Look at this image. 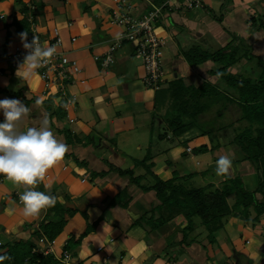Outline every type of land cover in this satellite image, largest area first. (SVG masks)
<instances>
[{"label":"crops","instance_id":"crops-1","mask_svg":"<svg viewBox=\"0 0 264 264\" xmlns=\"http://www.w3.org/2000/svg\"><path fill=\"white\" fill-rule=\"evenodd\" d=\"M128 1L139 16L159 4H175ZM202 4L194 10L167 9L156 23L165 47L163 83L153 90L143 83L145 70L135 44L117 47L108 66L95 60L104 56L121 32L111 20L109 0H0V100L18 99L31 108L22 130L38 127L47 115L57 139L68 146L63 161L48 170L37 188L47 192L44 185H50L58 202L36 218L23 216L19 202L23 189L0 176L2 244L33 240L45 255L54 254L59 260L67 252L69 264H264V213L258 215L255 207L235 209V201L229 203L233 213L211 237L198 216L192 217L194 226L188 229L186 211L169 210L157 197L158 181L176 179L189 187L188 179L204 180L209 175L211 180L199 188L222 189L224 178L239 177L247 191L264 201L257 192L261 172L244 160L233 145V134L216 132L215 149L211 135L195 128L174 136L166 111L156 108L157 93L167 98L178 79L186 86L210 82L225 89L217 75L225 67L223 62L196 63L206 53L223 52L232 75L252 80L261 75L264 0H202ZM15 19L26 20L32 37L35 34L42 43L58 36L61 49L77 62L80 72L68 87L76 102L68 112L58 86L46 84L37 73L27 80L16 76L22 62L11 56L26 49ZM203 145L208 151L199 152ZM223 149L232 157V169L217 180L215 162ZM61 220L62 232L49 241L45 225Z\"/></svg>","mask_w":264,"mask_h":264},{"label":"trees","instance_id":"trees-1","mask_svg":"<svg viewBox=\"0 0 264 264\" xmlns=\"http://www.w3.org/2000/svg\"><path fill=\"white\" fill-rule=\"evenodd\" d=\"M159 4V6L163 5ZM157 6V5H156ZM152 10V9H151ZM18 32H27L29 43L32 41V32L26 20L17 21ZM126 44V43H125ZM223 56V57H222ZM208 59L223 62L225 67L217 70L219 80L224 83V90L219 85L204 82L199 87L186 86L183 81L175 80L170 87L167 96L170 97V108L166 109V117L174 136H180L196 127L201 128L204 135H208L214 149L219 146L216 132L223 129H234L233 143L244 155V160H249L256 165L261 172V178L257 192L264 198V65L261 75L252 80L242 76L232 75L227 71L230 60L223 52L206 53L197 58L196 63ZM216 106V107H215ZM239 115L238 120H228L227 116ZM213 112L214 118L204 121L207 112ZM225 122V123H224ZM241 126V124H243ZM68 138V136H66ZM208 151V146L203 145L199 152ZM176 179L167 182L158 181L156 185L157 197L161 206L169 210L182 209L186 211V217L190 225L194 226L192 217L198 216L206 226L209 236L221 228L223 219L233 213V207L245 210L255 207L258 215L264 213V201L256 199V193L247 191L239 177L228 178L222 189L207 191L205 188L187 187L177 184ZM235 195V203L230 206L228 198ZM246 212V211H245ZM65 226L64 220L50 222L44 227V235L49 241L62 232ZM86 231L84 235L87 233ZM38 232H36L37 234ZM74 239L67 244L71 249ZM0 255H9L11 260L4 264H64L52 254L44 255L32 241H17L12 244L0 245Z\"/></svg>","mask_w":264,"mask_h":264},{"label":"clouds","instance_id":"clouds-1","mask_svg":"<svg viewBox=\"0 0 264 264\" xmlns=\"http://www.w3.org/2000/svg\"><path fill=\"white\" fill-rule=\"evenodd\" d=\"M27 54L18 66L16 76L27 80L36 71L51 62L57 53L56 45L41 42L34 34L28 42V33L19 34ZM40 100L36 101L39 105ZM3 121L0 122V176H4L14 187L22 188L19 202L23 206L25 218H36L43 210L55 207L58 198L50 192V185L44 187L49 191L37 190L49 169L63 161L68 146L57 139L51 130V121L47 115L39 121L38 127L21 129L23 121L30 115L31 108L18 99L0 100ZM232 157L221 155L215 162L218 176H227L232 169ZM9 255H0V264L11 260Z\"/></svg>","mask_w":264,"mask_h":264},{"label":"built area","instance_id":"built-area-1","mask_svg":"<svg viewBox=\"0 0 264 264\" xmlns=\"http://www.w3.org/2000/svg\"><path fill=\"white\" fill-rule=\"evenodd\" d=\"M109 1L113 5L110 9L111 20L121 28V32L116 37V42L109 47L104 56H95V60L101 62L104 66H108L114 61L113 55L117 47L125 43L135 44L136 51L142 58L145 70L144 85L153 90L161 88L163 83V48L165 47V41L157 35L156 23L162 20L167 9L171 10L176 7L182 10H194L203 5L202 0H173L175 1L173 6L164 3L161 6L153 7L151 11L143 16L135 15L132 12V5L128 0ZM73 41H75V38H73ZM48 43L49 45H56L57 53L50 63L39 68L36 73L39 74L46 84L58 86L64 109L68 112L76 102V96L69 94L68 87L73 83L74 74L80 72V68L77 62L70 59L67 53L61 49L62 41L58 36H54ZM26 54L27 50L17 49L11 58L15 62H23ZM40 241L43 242L44 240L41 239ZM0 245H2L1 242ZM69 259V254L64 252L61 261L64 264H69Z\"/></svg>","mask_w":264,"mask_h":264},{"label":"rangeland","instance_id":"rangeland-1","mask_svg":"<svg viewBox=\"0 0 264 264\" xmlns=\"http://www.w3.org/2000/svg\"><path fill=\"white\" fill-rule=\"evenodd\" d=\"M228 55V54H227ZM223 57V56H222ZM103 65V64H102ZM158 96H157V102H158V104H157V106H156V108L157 109H159V111L161 112V113H164L165 111H166V109H168V107L170 108V104H171V102H170V97L169 96H167V98H166V96H165V94L163 93V92H161V91H159L158 93ZM216 107V106H215ZM235 114L236 113H234V110H232V114H229L226 118H227V121L228 120H230L231 119V121H233V119L234 120H236V122H237V120H238V116L239 115H236L235 116ZM214 118V113L213 112H207L206 114H205V116H204V121H208V120H211V119H213ZM225 123V122H224ZM242 125H244V123L243 124H241V126ZM69 126V125H68ZM195 130L197 131V132H201L202 130H201V128L200 127H196L195 128ZM223 130H226V131H229V133L230 134H233V136H234V138H235V131H234V129H223ZM157 131H159L158 129H157ZM225 131H223V133H224ZM189 133H191V132H188L187 134H189ZM195 133V132H194ZM222 133V134H223ZM197 135V134H196ZM228 136H230V135H228ZM68 137H70L69 136V134H68ZM232 137V136H231ZM192 139H194V138H192ZM228 139V138H227ZM184 140V139H183ZM230 144V143H229ZM233 144V143H232ZM195 145V144H194ZM234 145V144H233ZM185 146V145H184ZM190 149V148H189ZM222 154L223 155H228L227 154V150L225 151V149H223V152H222ZM194 163H195V161H194ZM251 163H253V162H251ZM193 175V174H192ZM191 175V176H192ZM206 177H205V179L203 180L202 178L200 179L199 177L198 178H194V179H192V178H190V179H188L189 180V183H188V185H189V187H197V188H199V187H202L204 184L203 183H205V182H207V181H209V180H211V178H210V176L209 175H205ZM196 177V176H195ZM221 176H218L217 177V180H219V179H221L220 178ZM189 178V177H188ZM213 180L215 181V177L213 176ZM222 178H224V177H222ZM225 179V181H223V183L225 184L226 183V180H227V178H224ZM203 181V182H202ZM228 182V181H227ZM212 186L214 185V184H211ZM219 186H221L222 185V183L221 184H218ZM235 197L234 196H230L229 198H228V202L230 203V204H232L234 201H235ZM31 237V236H30ZM37 238V237H36ZM36 238H33V239H36ZM32 242H33V240H32ZM35 242V241H34ZM43 252V254L45 255V252L43 251V250H41V253ZM53 256H55L54 254H52ZM56 257V256H55Z\"/></svg>","mask_w":264,"mask_h":264}]
</instances>
